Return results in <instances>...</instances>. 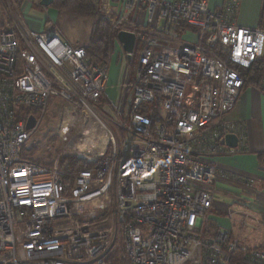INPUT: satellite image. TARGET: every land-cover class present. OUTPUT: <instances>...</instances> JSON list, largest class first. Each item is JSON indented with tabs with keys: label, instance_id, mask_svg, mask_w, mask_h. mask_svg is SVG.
Segmentation results:
<instances>
[{
	"label": "built area",
	"instance_id": "2783aa9c",
	"mask_svg": "<svg viewBox=\"0 0 264 264\" xmlns=\"http://www.w3.org/2000/svg\"><path fill=\"white\" fill-rule=\"evenodd\" d=\"M40 1L19 12L15 0L0 6V23L3 9L14 16L12 27L0 24V264H113L118 236L128 264H226L234 253L264 264V241L251 248L228 231L198 233L216 204L214 159L246 145V127L229 118L240 70L264 62V29L237 23L241 0L215 9L209 0H100L117 40L108 65L90 64L86 46L51 18L44 31L28 28L23 11ZM121 31L136 35L130 54ZM135 54L136 80L121 84L123 140L95 103L106 98L113 59ZM56 106L59 147L39 164L23 155L35 130L26 124ZM230 134L237 148L221 144ZM67 156L90 167L67 175ZM108 213L116 228L94 229Z\"/></svg>",
	"mask_w": 264,
	"mask_h": 264
},
{
	"label": "crops",
	"instance_id": "0c3cea01",
	"mask_svg": "<svg viewBox=\"0 0 264 264\" xmlns=\"http://www.w3.org/2000/svg\"><path fill=\"white\" fill-rule=\"evenodd\" d=\"M15 1L18 3L17 0ZM223 3L224 0H209L211 9L220 8ZM263 5L264 0H241L237 23L244 27L264 29V21L260 22ZM34 7L42 8V6L28 5L23 11V16L27 19L25 21L30 22L28 28L44 31L47 28V19L51 18L55 19L53 21L57 30L59 29L60 12L47 8L45 19L37 18L30 15ZM111 77L110 74L107 89H109ZM117 99L112 105L117 102ZM229 118L241 121L246 127L245 150L247 151L214 159L218 170L213 185L216 204L211 213H208L209 219L217 220L218 231H228L246 246H259L264 241V163H261L258 158L262 156L264 159V92L255 87L243 90ZM222 198L231 200L232 205L239 202L244 209H233L231 204L228 205L222 201L225 200ZM235 215L240 218H235ZM242 218L245 220L240 224ZM246 219L254 223L249 230L242 228L247 226ZM237 224H239V230L236 229Z\"/></svg>",
	"mask_w": 264,
	"mask_h": 264
},
{
	"label": "rangeland",
	"instance_id": "374dc122",
	"mask_svg": "<svg viewBox=\"0 0 264 264\" xmlns=\"http://www.w3.org/2000/svg\"><path fill=\"white\" fill-rule=\"evenodd\" d=\"M2 2L5 3L6 0H2ZM21 4L18 1L17 5L12 8L14 12H19ZM3 12H4V16L0 24L5 27L7 26L12 27L13 26L12 18H14V16L11 17L9 12H6L5 10ZM98 13L100 17L106 19L99 12V5H98ZM30 15L33 17L45 19L46 10L44 8L34 7ZM29 23H30L29 21H26L27 26ZM59 24L60 26H59L58 31L62 34L64 38H66L68 41L72 42L75 45H83V46L87 45L86 39L88 38L91 32L93 20L88 19V18H83L77 15H73L71 13H60ZM112 32L113 34H115L114 30ZM114 38L116 39V36H114ZM113 51L114 50H112L111 55H113ZM137 60H138L137 54H135L133 60L130 63L126 58L123 59L122 62H118L115 58L113 59L112 64H111V71H110L112 75L111 82L109 84V89H107L105 93L107 96V99L106 100L104 99L105 101L101 99L100 101L95 103V106L99 108V111L103 116V119L112 127V129L117 134L118 138L119 139L121 138L123 140L124 138H127V136H125V132L123 128L120 126L122 125V123L124 124L123 120L125 119L124 118L125 102L123 99L125 97L126 88L125 86L124 88H122L121 84L124 82V80L125 82L130 81V83L135 82ZM128 64L129 66L126 67V65ZM260 88L261 86L258 87L257 89H260ZM120 94H121V98L119 101ZM116 99H117V103L111 106V104L115 102ZM118 102H119V106L117 108ZM63 103H64V100H61L60 104H63ZM107 106H111L113 110L115 111H111L110 109L107 108ZM58 109L59 107L56 106L54 111L49 110L48 112H46L45 118L41 122L38 123L39 125H37V127L35 128L32 134V137L29 143L27 144L26 149L24 150L23 155L26 158L34 160L36 163H39V164H44V165L51 164L53 158L56 155V148L59 147L58 145V137H59L58 126L61 122V114H60L61 110H58ZM222 199H225V198H222ZM222 201H225L226 203H228V205L231 204L233 209H236V210L244 209V207L241 206V203L239 202L232 205L233 203L229 199H225ZM107 215L108 216L106 220L102 219L101 222L96 221L93 224L94 225L93 228L101 232H105V231L111 232V230L115 229L116 220L115 218L113 220V217H111L113 215V211H112L111 216L109 213ZM235 218L239 219L240 217L235 215ZM244 220L245 219L242 218L240 221V224ZM246 222H247V226L242 227L243 229L249 230L250 227L254 226V223L252 220L246 219ZM236 226H237L236 229L239 230L240 228L239 224H237ZM112 242L115 246V250L113 254L111 255V261L113 262V264H128V261L123 256L122 238L118 236ZM259 246H250V247L257 248ZM241 259L242 258L240 255L231 257L232 262L235 261L237 264H245L241 261Z\"/></svg>",
	"mask_w": 264,
	"mask_h": 264
},
{
	"label": "trees",
	"instance_id": "16d2710c",
	"mask_svg": "<svg viewBox=\"0 0 264 264\" xmlns=\"http://www.w3.org/2000/svg\"><path fill=\"white\" fill-rule=\"evenodd\" d=\"M17 1L21 4L24 0ZM99 1L100 0H54L49 8H52L60 13H71L73 15L93 20L91 32L86 39L87 45L85 48L87 60L92 65H108L109 60L112 57V50L116 49L115 46L117 40L114 38L116 35L111 31V25L109 22L100 17L98 13ZM3 4L4 2L0 0V6H3ZM2 16H4V12L2 13ZM261 21H264V5L260 16V22ZM240 71L245 80L243 90L250 87L258 88L261 86L264 75V62L255 63L250 69H242ZM241 151L245 152L247 150L244 148ZM258 158L261 163H264L262 156H258ZM63 161L68 162V168L66 169L67 175L77 174L80 170L90 167L88 163L78 160L72 156H67L63 159ZM218 230L219 225L217 220H210L208 214L203 227L198 233L203 239H210L219 232ZM233 256H239V254L234 253ZM241 261L247 264L243 259H241ZM228 264L237 263L230 260Z\"/></svg>",
	"mask_w": 264,
	"mask_h": 264
},
{
	"label": "water",
	"instance_id": "95a60500",
	"mask_svg": "<svg viewBox=\"0 0 264 264\" xmlns=\"http://www.w3.org/2000/svg\"><path fill=\"white\" fill-rule=\"evenodd\" d=\"M54 0H41L40 5L45 8H49ZM118 41L122 44L124 51L128 52L129 54L133 52L136 35L133 33L121 31L117 34ZM37 121L36 119L31 116L26 124L27 130H33L36 128ZM221 144H226L230 148H237L238 146V139L234 134H230L226 136V138L221 142Z\"/></svg>",
	"mask_w": 264,
	"mask_h": 264
}]
</instances>
